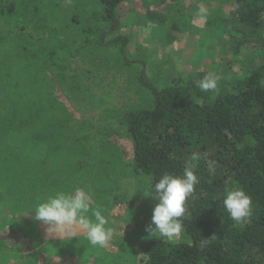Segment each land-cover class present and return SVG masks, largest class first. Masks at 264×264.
Wrapping results in <instances>:
<instances>
[{
  "label": "trees",
  "instance_id": "16d2710c",
  "mask_svg": "<svg viewBox=\"0 0 264 264\" xmlns=\"http://www.w3.org/2000/svg\"><path fill=\"white\" fill-rule=\"evenodd\" d=\"M97 1L100 8L84 18L88 26L72 34L83 18L68 14L56 0H0V208L10 216L18 208L34 211L58 191L100 186L108 173L121 169L123 174L149 177L151 191L163 175H182L186 160L198 153L201 159L194 172L199 183L185 202L183 242L156 238L141 242L140 263L264 264V65L242 80L218 79L217 88L205 92L197 82L207 72H192L186 81L157 87L148 78L146 57L138 61L139 81L153 103L119 119L132 146L131 160L119 152L116 138L123 136L105 129L106 145H115L113 154L120 157L113 163L112 157L97 155L93 165L87 135L75 143L83 151L69 155L66 127L58 121L74 113L54 92L61 86L74 87L68 72L83 49L96 55L119 45L124 65L132 63L129 39L113 36L122 28L117 13L122 0ZM168 1L148 7L149 14L162 17L158 9ZM234 15L236 34L231 40L236 54L243 48L264 53V0H235ZM20 28L31 32L13 39L11 34ZM211 161L215 172L209 171ZM235 189L252 200L251 215L241 223L222 207L226 192ZM6 193L15 195V201L7 200ZM124 199L114 197L113 206L126 204ZM213 235L215 239L201 249V241ZM18 237L0 228V251ZM28 256L36 264H75L42 253Z\"/></svg>",
  "mask_w": 264,
  "mask_h": 264
},
{
  "label": "rangeland",
  "instance_id": "374dc122",
  "mask_svg": "<svg viewBox=\"0 0 264 264\" xmlns=\"http://www.w3.org/2000/svg\"><path fill=\"white\" fill-rule=\"evenodd\" d=\"M56 1L68 14L76 12L83 18L81 24L70 31L72 34L86 28L88 24L84 18L100 8L97 0ZM158 2L122 0L118 7L122 28L113 36L129 39L127 55L131 65L125 66L122 62L119 45L102 49L96 55L83 49L71 61L68 73L74 78L71 82L74 87L63 89L61 86L54 92L56 99L67 103L74 113L72 118L58 121L66 127L69 155L73 151L79 154L83 151V147L75 143L80 136L87 135L93 147L91 164H95L97 155L114 160L121 154L131 160L132 146L119 119L126 112L152 107V95L139 81L141 65L137 62L145 57L148 78L157 87L174 84L177 79L186 81L189 74L197 71L232 83L264 65L263 52L243 48L236 54L234 50L231 37L236 34L235 0H169L164 9H158L162 17L149 14L147 10ZM201 8L206 9V16L200 14ZM28 32L31 30L20 28L11 35L18 39ZM262 36L264 39V33ZM2 110L1 114L7 112L5 108ZM105 129H113L123 136L121 140L116 138L120 154H113L115 145H106ZM124 170H113L103 179L102 185L90 184L84 189L91 194L88 218L95 221L93 213L99 210L107 220L106 227L112 230L107 247L92 246L85 230L78 226L74 229L76 238L49 236L48 226L36 221L33 211L18 208L10 216L5 214L8 210L1 207L0 228L14 231L20 237L2 246L0 264H36L28 259L29 253L47 254L75 264H141V242L152 238L172 244L183 242L182 233L173 240L150 237L146 227L158 203L143 195L150 189V178L135 176L133 172L123 174ZM108 180L111 184H106ZM76 189L81 188L71 192ZM95 189L101 193L91 191ZM5 195L7 200L15 199L12 193ZM119 195L125 198L126 204L113 206L114 197Z\"/></svg>",
  "mask_w": 264,
  "mask_h": 264
},
{
  "label": "clouds",
  "instance_id": "9594fccd",
  "mask_svg": "<svg viewBox=\"0 0 264 264\" xmlns=\"http://www.w3.org/2000/svg\"><path fill=\"white\" fill-rule=\"evenodd\" d=\"M200 14L206 16V9L201 8ZM218 85V77L206 75L197 82L201 91L215 90ZM200 154L194 153L186 160L182 175L175 176L165 174L154 183L151 191L143 192L145 197L158 200L152 213L151 223L146 227L150 237L166 238L173 240L183 231V217L186 214L185 202L195 190L199 178L194 170ZM209 171L215 172V162H209ZM91 194L84 189H76L74 192L58 191L45 202L38 203L35 207L34 219L47 225L49 236L63 238H76L77 226L85 230L86 239L92 246L107 247L112 238V230L106 227L107 220L99 210L93 215L95 221L86 215L90 209ZM223 209L236 223L243 222L251 215L252 200L243 190L235 189L227 191L222 203ZM215 239H203L201 249Z\"/></svg>",
  "mask_w": 264,
  "mask_h": 264
}]
</instances>
